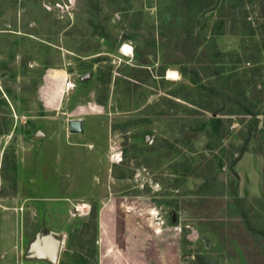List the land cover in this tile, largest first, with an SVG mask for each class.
<instances>
[{"label":"rangeland","instance_id":"rangeland-1","mask_svg":"<svg viewBox=\"0 0 264 264\" xmlns=\"http://www.w3.org/2000/svg\"><path fill=\"white\" fill-rule=\"evenodd\" d=\"M0 264H264L258 0H0Z\"/></svg>","mask_w":264,"mask_h":264},{"label":"water","instance_id":"water-1","mask_svg":"<svg viewBox=\"0 0 264 264\" xmlns=\"http://www.w3.org/2000/svg\"><path fill=\"white\" fill-rule=\"evenodd\" d=\"M69 131L70 133L73 134H77V133H81L83 131V122L81 120H72L69 124ZM55 242V252L54 255H39L36 252V247L38 246V244L40 243V240L37 241V243H35L31 249V256L36 257V258H42V259H48L50 261H57L59 253L61 248L63 247V242H61L60 240L50 237L47 242H45V244H51L52 242Z\"/></svg>","mask_w":264,"mask_h":264},{"label":"bare ground","instance_id":"bare-ground-1","mask_svg":"<svg viewBox=\"0 0 264 264\" xmlns=\"http://www.w3.org/2000/svg\"><path fill=\"white\" fill-rule=\"evenodd\" d=\"M131 48L129 46H124V52L129 51ZM130 53V52H129ZM178 75L175 72H170V77H177ZM55 242L53 241L50 245L49 244H43L37 248V254L39 255H54L55 252Z\"/></svg>","mask_w":264,"mask_h":264},{"label":"built area","instance_id":"built-area-1","mask_svg":"<svg viewBox=\"0 0 264 264\" xmlns=\"http://www.w3.org/2000/svg\"><path fill=\"white\" fill-rule=\"evenodd\" d=\"M76 87V84L72 81L71 78H66L64 83V93H69L73 91Z\"/></svg>","mask_w":264,"mask_h":264},{"label":"trees","instance_id":"trees-1","mask_svg":"<svg viewBox=\"0 0 264 264\" xmlns=\"http://www.w3.org/2000/svg\"><path fill=\"white\" fill-rule=\"evenodd\" d=\"M241 5H242V3H241ZM258 5L260 6V9H261L262 18H264V0H258Z\"/></svg>","mask_w":264,"mask_h":264}]
</instances>
